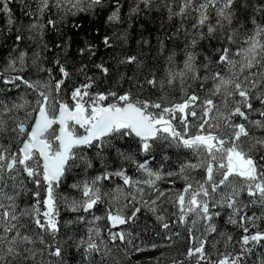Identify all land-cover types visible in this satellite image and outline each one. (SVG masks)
Listing matches in <instances>:
<instances>
[{
    "label": "snow or ice",
    "instance_id": "6c2138e0",
    "mask_svg": "<svg viewBox=\"0 0 264 264\" xmlns=\"http://www.w3.org/2000/svg\"><path fill=\"white\" fill-rule=\"evenodd\" d=\"M11 2L12 0H0V13L8 18L9 32L14 24L9 7ZM20 2L24 3V0ZM36 2L37 12L25 14L34 17L28 29L36 33L40 41L43 40V32L47 26L55 29L60 22L51 18L46 24L39 22V18L53 8L63 13L62 21L67 16L99 15L111 7L106 23H124L121 0ZM153 12L166 14L170 24L179 20V27L173 36L183 31L182 67L176 64L174 52L167 57V84L172 86L178 82L185 97L179 103L164 96L159 102H155L133 99L130 92H92L97 78L88 76L87 65H81L76 71L84 75L87 82L72 89V103L69 104L58 97L66 82L71 80L72 73L59 58L54 61L59 69V79L53 76L51 68L43 66L41 61L44 59V51H51L46 44L37 43L38 50L31 58L26 51L10 56L8 66L12 71L24 72L28 68H34L37 72H46L48 79L33 81L18 74L4 80L5 84H14L17 88L22 84L32 90L35 94L33 111L36 114L29 130L25 121L17 123L14 117L8 115L14 110L23 109L25 105L9 106L0 100V135L10 134L11 137L7 144L0 142V264H11L17 257L21 258L22 264H32L37 253L43 251L28 247L35 245L37 241L50 249L49 256L60 258L63 264L62 247L47 245L45 240V236L55 240L60 230L57 218L61 202L69 211L89 213L102 199L99 181L107 180L113 174L121 177L123 183L135 191L124 195L126 203L115 211H108L106 218L112 227L135 224L137 214L143 208L155 215L164 229H169L164 216L167 210H162L160 202L170 203L177 208L178 220L174 223L186 226L190 246L183 254L185 259L173 260V264H244L255 248L264 247V230H260L257 224L258 220L264 221V215H248L246 211L255 205L264 210V0H178V3L177 0H133L128 15L132 18L151 15ZM189 18L192 22L185 25L184 22ZM74 27L79 28L81 25ZM127 37V31L116 36L124 42ZM30 39L36 40V36ZM168 39H172V36ZM15 40L18 44L23 36L17 34ZM205 41L212 52H205L203 59L198 61L201 54L198 49ZM213 41H217L219 46L214 47ZM102 43L106 49L114 47L111 36L105 35ZM142 43L147 44L148 41L144 40ZM159 43L161 52L165 51L164 42ZM237 43L240 46L233 52L231 46ZM69 47V42L57 45L65 53ZM78 54L87 55L91 59L96 55V50L94 45L86 41L78 49ZM213 55L217 57L215 60ZM116 62L119 65H135L137 69L143 67L135 54H122ZM214 63L228 66L230 74L226 77L219 71L212 72L211 66ZM93 66L104 77L110 73L104 62L94 63ZM200 68L204 69V76L199 74ZM237 68L239 71H236ZM123 78L121 75L120 79ZM209 79L212 81V88L208 98L201 100L195 91L188 94L190 81H201L200 87L203 88V82ZM146 82L152 87L158 84L155 76ZM159 85L163 89L164 82L160 81ZM212 97L219 98L220 103ZM110 98L114 102H108ZM254 101H258L260 107H256ZM151 109L159 111L154 112ZM197 109H200L202 115L198 114ZM3 116H8L14 126L10 127ZM189 117L200 121L195 135L188 132ZM26 118H32V112L26 113ZM177 118L184 128L183 133L177 131L172 123ZM54 125H58V128H54ZM77 126L83 129L84 134H78ZM257 132L261 134L257 135ZM117 135H134L139 138L140 148L145 153L152 148L149 141H163L169 146L187 149L193 153L196 162L182 163L178 171L164 173L151 170L145 161L137 167L146 174L147 179L133 181L122 170L105 173L91 181L72 185L82 191V199L60 197L56 190L60 187L66 171L75 166L76 160L84 159L77 154V149L95 147L103 150L105 146L113 147L112 140ZM97 155H101V152ZM120 155L125 160L132 159L124 153ZM132 162L136 163L135 160ZM87 166L91 167V164L87 163ZM197 169L204 170L203 180H196L191 175ZM173 176H180L185 181V187L169 196L167 192L171 189L161 190L158 182ZM29 184L34 189L29 188ZM141 185L151 189V192H146ZM245 193L250 198L247 202L241 199ZM25 196H30L32 202L21 207L18 201ZM112 199L117 200V197ZM128 207L132 211L130 215H125ZM213 209L216 211H212ZM222 209L229 210L228 222L241 229L243 235L234 242L231 235L219 233L223 237L225 248L232 244L234 250L220 252L217 249L218 259L212 260L206 246L209 237L218 233L213 221L214 217L221 215ZM22 219L31 221L39 229V232L34 233L35 238L22 231L26 229L25 224L21 223ZM77 219L85 221L84 216ZM100 219V216L93 217L90 221L93 226L88 228L87 240L82 239L78 245L83 247L85 259H89L93 253L101 256L102 260L112 254L109 245L99 239L100 228L95 224ZM252 228L257 230L251 231ZM108 238L113 245L117 241L127 245L121 251L129 264H139L135 257L149 250L135 243L136 237L131 231H110ZM236 244L239 245L238 250H235ZM151 247L154 249L157 245L153 244ZM116 264H120V261H116ZM260 264H264V255L260 258Z\"/></svg>",
    "mask_w": 264,
    "mask_h": 264
},
{
    "label": "trees",
    "instance_id": "16d2710c",
    "mask_svg": "<svg viewBox=\"0 0 264 264\" xmlns=\"http://www.w3.org/2000/svg\"><path fill=\"white\" fill-rule=\"evenodd\" d=\"M123 7L121 9L124 23L109 25L106 23V18L111 7L99 15H86L80 14L77 16H67L61 21L63 13L57 12L53 8L50 12L39 18L40 23L46 24L48 19H55L60 21L57 23L56 28L53 29L51 26H47L43 32V40L40 41L39 37L34 32H30L28 25L33 23L34 17L26 15V12H37L36 0H24L21 3L20 0H12L9 7L12 10V16L14 24L12 31H8L7 16L0 13V100L7 103L9 106L13 104H24L25 107L20 110H14L8 115L15 118V122L21 120L31 126L35 112V94L32 90L27 89L24 85H20L17 88L14 84H5L4 80L9 79L15 75H23L29 80H47L48 75L46 72H37L34 68H28L24 72L12 71L8 64L10 56H17L19 51H26L29 58L32 54L38 50L37 43L41 45L46 44L51 51H44L42 64L45 68H51L53 70V76L56 79L60 78L59 69L56 67L54 61L59 58L62 63H66V67L72 73L71 80L66 82V85L62 88L59 94V99L63 102L71 104V91L74 87L79 86L82 83H86L85 76L79 74L76 69L81 65H87L86 72L88 76L96 77V84L91 89L92 92L96 91H115L118 94L130 92L133 99L151 100L159 102L162 96L170 99L173 102H182L184 94L180 91L179 83H175L172 86L167 84V68L168 60L167 57L171 53H175L176 64L180 67L183 65L184 53V35L183 31L179 35L173 36L176 33V28L179 27V20L173 23H168L166 14H160L153 12L151 15H140L129 18L130 7L133 5V0H121ZM178 3V2H177ZM191 18L186 20L185 25H190ZM214 22V18H213ZM81 25L76 28L74 25ZM131 24V27H129ZM251 29V24L248 25ZM19 30V31H17ZM127 31V41H121L116 38L120 33ZM17 34L23 36V40L18 44L15 40ZM105 35L113 38L112 49H106L102 43ZM36 36V40L30 39V37ZM172 36V39H168ZM242 39V37H241ZM147 40L148 43L144 44L142 41ZM89 42L94 45L96 55L89 59V56H80L78 49L83 47L85 42ZM160 41H163L166 50L161 52ZM66 42L71 44V47L67 48L65 53L63 48H57V45H65ZM212 45L218 47L217 41H213ZM240 46L239 43L232 45V50L235 52L236 48ZM14 49H17L14 51ZM200 56L198 61L203 59L205 52L211 54L212 49L209 48L208 42H202L200 49ZM122 54L138 55L139 60L143 63L141 69H137L135 65L126 66L119 65L116 59L120 58ZM115 57V58H114ZM217 57L213 55L215 60ZM236 59H240L236 57ZM104 62L109 67L110 73L107 77H104L95 67L94 63ZM30 63V60H29ZM211 71H219L226 77L230 74V70L226 65L213 64ZM236 71H239L237 68ZM256 71V69H252ZM201 76L205 75L204 69H199ZM123 75V79H120ZM155 79L158 81L156 87H152L147 84L148 79ZM131 78V79H130ZM164 82L163 89L160 87L159 82ZM19 83V82H16ZM191 88L188 89V94L195 91L197 95L201 97V100L209 97V90L212 88V81L209 79L204 81L203 88L200 87L201 81L189 82ZM219 104L220 99L212 97ZM108 102H114L111 98ZM256 107H260L258 101H254ZM165 106H168L165 104ZM151 111H159L151 109ZM32 112V118H26V113ZM199 115H202L200 109H197ZM177 117L179 114L177 113ZM255 118V116H254ZM3 119L8 121L10 127L14 126L12 120H8V116H3ZM237 122H240L237 120ZM173 125L176 126V130L179 132L184 131L183 126L180 124L179 119L172 121ZM200 121L193 120L189 117V129L190 135L197 134L198 124ZM10 134L0 135V142L9 143ZM152 144V148L149 152L145 153L140 148L139 139L134 136H119L112 140L113 147H107L103 150L95 147L87 148L81 147L77 149V154L83 156V160H76L75 166L68 169L65 173L63 181L60 187L56 190L60 197H68L72 199H82V191L73 188V184H81L84 181H91L97 176H103L105 173H115L117 171H123L125 175L130 177L133 181L147 179L144 172L138 169L139 163L148 162V168L153 171H162L167 173L169 171H178L182 163L191 161L196 162L193 153L187 149L177 148L175 146H169L163 141H149ZM16 145L13 142V148ZM101 152V155H97ZM131 156V160H125L120 155ZM135 160L136 163L132 161ZM87 163L91 164V167L87 166ZM191 175L196 180H203L205 173L203 169H197L191 172ZM219 179V177H217ZM174 182V183H173ZM101 192V202L97 203L89 213L84 212H72L67 210L62 202L60 205V214L58 216L60 230L57 233L56 239L53 240L50 236H45L47 245L61 246L63 250V264H116V261H120V264H129V261L125 259L123 251L127 245L120 244L119 241L115 245L109 241V232H116L121 229L124 231H131L136 237L135 243L141 247L150 249L153 244L157 245L156 255L150 259H143L139 261V264H173V260H184V253H186L189 244V234L186 230V226H182L174 221L178 220V210L173 207L172 204L166 202L162 203V210L164 212L165 222L169 224V229H164L161 222L157 221L156 216L146 209L141 210L137 214L135 224L129 226L124 225L118 230L110 228L107 220V213L109 210L115 211L122 204L126 203L124 195L128 192H133L130 186H126L123 183V179L116 175H111L107 180H100L99 185ZM195 186V185H194ZM29 188L34 189V186L29 184ZM158 187L161 190L171 189V195L175 192L182 191L185 187V181L180 178L174 180L169 184H159ZM119 189V191H118ZM146 192H151V189L145 188ZM113 197H117V200H113ZM147 199V197H145ZM241 199L247 202L250 198L245 194L242 195ZM20 206L24 207L32 202L30 196H25L19 201ZM132 211L131 207L125 209V215H130ZM212 211H216L213 209ZM248 215L255 213L256 216L264 215L258 205L251 206L247 210ZM174 213H176L174 215ZM229 210L222 209L221 215L214 217V223L218 229V233L212 234L209 237V243L206 246V251L209 253L212 260L218 259L217 249L220 252L233 251V245L229 244L227 249L225 248L223 237L219 233L231 235L233 241H238L243 235L241 229L232 225L228 222ZM84 216L85 221H79L77 218ZM94 216H100L102 219L96 221L95 226L100 228L99 239L104 240L109 247L112 249V254L105 259H101V256L93 253L89 259H85L83 247H78L81 240H87L88 228L93 226L90 224ZM71 221V223H69ZM21 223L25 224L27 234L33 235L39 232V229L35 227L31 221L22 219ZM260 230H264V221L258 220ZM188 226H191L190 224ZM257 229L252 228L251 231ZM99 239L97 242L99 243ZM215 245V246H214ZM28 247L34 249H43L42 252H38L35 261L32 264H61L60 258L49 256L48 249L45 245L37 243L35 245H28ZM103 248V245L101 246ZM239 249V245H235V250ZM264 255V247L255 248L251 254H249L244 264H260V258ZM11 264H22L20 257L11 261ZM194 264V262H193Z\"/></svg>",
    "mask_w": 264,
    "mask_h": 264
},
{
    "label": "rangeland",
    "instance_id": "374dc122",
    "mask_svg": "<svg viewBox=\"0 0 264 264\" xmlns=\"http://www.w3.org/2000/svg\"><path fill=\"white\" fill-rule=\"evenodd\" d=\"M177 2H178V0H177ZM256 134L260 135L261 133L257 132ZM147 167H148V165H147ZM180 178H181L180 176L165 177L163 180L158 182V185L162 184V183L169 184L170 182H172L174 180H179ZM141 187L147 188L145 185H141ZM132 190H133V192L135 191L134 188H132ZM171 194L172 193L170 191L167 192V195L171 196ZM156 253H157L156 249L150 248L149 250H147V251L141 253L139 256L135 257V259L138 260V262L143 260V259H150L152 257H155Z\"/></svg>",
    "mask_w": 264,
    "mask_h": 264
},
{
    "label": "flooded vegetation",
    "instance_id": "af4514ba",
    "mask_svg": "<svg viewBox=\"0 0 264 264\" xmlns=\"http://www.w3.org/2000/svg\"><path fill=\"white\" fill-rule=\"evenodd\" d=\"M53 127L57 128L56 125H54ZM77 132H78V134H84L83 129H80L78 126H77Z\"/></svg>",
    "mask_w": 264,
    "mask_h": 264
},
{
    "label": "water",
    "instance_id": "95a60500",
    "mask_svg": "<svg viewBox=\"0 0 264 264\" xmlns=\"http://www.w3.org/2000/svg\"><path fill=\"white\" fill-rule=\"evenodd\" d=\"M33 123H34V121H33ZM57 126V128H58V125H56ZM30 130V129H29ZM134 136V135H133ZM135 137V136H134ZM139 139V138H138ZM112 227V226H111ZM118 227H120V226H117V227H115V228H118ZM112 228H114V227H112Z\"/></svg>",
    "mask_w": 264,
    "mask_h": 264
}]
</instances>
